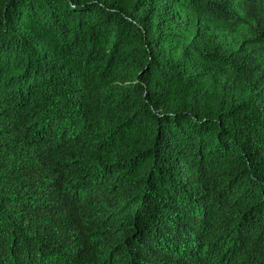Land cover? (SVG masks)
Wrapping results in <instances>:
<instances>
[{
    "label": "trees",
    "instance_id": "trees-1",
    "mask_svg": "<svg viewBox=\"0 0 264 264\" xmlns=\"http://www.w3.org/2000/svg\"><path fill=\"white\" fill-rule=\"evenodd\" d=\"M0 264H264V0H0Z\"/></svg>",
    "mask_w": 264,
    "mask_h": 264
}]
</instances>
